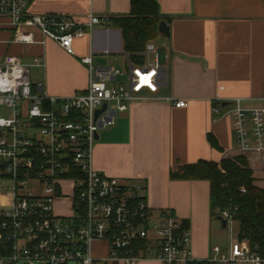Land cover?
<instances>
[{"label":"built area","instance_id":"built-area-1","mask_svg":"<svg viewBox=\"0 0 264 264\" xmlns=\"http://www.w3.org/2000/svg\"><path fill=\"white\" fill-rule=\"evenodd\" d=\"M28 3L0 0V14L12 18L13 41L36 43L37 30L41 43L50 38L71 55L76 39L110 20L92 12L85 20L32 14ZM108 55L106 50L80 57L88 86L67 96H51L32 82L31 68L45 67L40 57L31 63L15 55L0 57V105L11 109L10 117L0 116V182L11 183L14 195L9 208H0V264H264V240L246 235L237 205L219 211L229 232L228 248L214 245L212 254L198 257L183 220L168 210L151 212L140 179L124 182L95 167L101 129L134 102L168 100L160 93L168 74L154 40L146 43L142 60L128 58L124 70L109 64ZM224 89L217 87L214 113ZM230 103L235 142L228 158L264 159V96L255 106L244 105L240 97ZM175 106L186 107L188 100L178 99ZM239 190L245 193L246 187ZM96 243L103 253L94 251Z\"/></svg>","mask_w":264,"mask_h":264},{"label":"crops","instance_id":"crops-1","mask_svg":"<svg viewBox=\"0 0 264 264\" xmlns=\"http://www.w3.org/2000/svg\"><path fill=\"white\" fill-rule=\"evenodd\" d=\"M28 1L32 14L57 13L79 20H85L90 12L101 17L131 12V0ZM157 1L170 26L169 37L160 34L154 40L162 48L161 60L168 74L160 93L168 100L134 102L113 125L101 129L94 147V165L124 182L140 179L154 216L168 210L183 220L191 231L193 253L205 257L212 254L214 245L223 250L229 245L220 208L211 204V183L207 179H173L171 173L201 160L227 159L235 142L231 99L240 97L244 105L255 106L264 96V0ZM34 32L36 43L14 42L12 18L0 14V57L15 55L25 63L34 57L44 60L37 80L51 96L86 90L89 73L80 57L92 51H109L108 63V58L113 62L123 58L126 66L130 59L121 29L111 22L97 26L91 36L76 39L75 55L50 38L41 43L43 35ZM219 84L225 86L223 101L214 113ZM178 99L188 100V106L176 107ZM250 161L255 184L264 189L259 162ZM222 228L226 230L223 242L218 236Z\"/></svg>","mask_w":264,"mask_h":264},{"label":"trees","instance_id":"trees-1","mask_svg":"<svg viewBox=\"0 0 264 264\" xmlns=\"http://www.w3.org/2000/svg\"><path fill=\"white\" fill-rule=\"evenodd\" d=\"M161 20L164 19L157 0H131L130 14L110 17L109 22L121 29L125 53L131 60L140 62L146 43L160 36L158 26ZM240 162L246 165L245 159ZM252 175L251 169L241 168L229 158L221 162L201 160L195 164L180 166L171 173L173 179L209 180L213 208L237 205V217L246 235L250 234L252 239L262 242L264 189L254 183ZM242 186L246 187L245 194L239 190Z\"/></svg>","mask_w":264,"mask_h":264},{"label":"rangeland","instance_id":"rangeland-1","mask_svg":"<svg viewBox=\"0 0 264 264\" xmlns=\"http://www.w3.org/2000/svg\"><path fill=\"white\" fill-rule=\"evenodd\" d=\"M108 60H109V63H112V64L114 63L116 66H118L122 70L125 69V64H124L123 58H121V60L117 61V62H113L112 59H110V58H108ZM40 73H41V69H39V67L31 68V78L33 79L34 84L39 83L37 78L40 75ZM123 78L126 79L127 76L119 77L118 81H121ZM0 116L10 117L11 116V109H9L3 105H0ZM229 159H231V158H229ZM242 159H245L246 165H243V163L240 162ZM231 160H233V163L237 164L241 168L251 169L252 174H253L252 161H250L251 160L250 157H246V156H242V155H236L235 158L231 159ZM256 161L259 162L258 166L260 167L262 173H264V159H258ZM252 177L254 178L253 175H252ZM0 183L3 186V189H0V208H3V207L9 208L12 205L13 197H14L13 191L11 189V183H9V182L8 183L7 182H0ZM254 183H256L255 178H254ZM243 187H245V186H243ZM243 194H245V193H243ZM222 229H223V232H221L218 235L221 242H223L226 239V230H225V228H222ZM100 247H101V244L96 243V244H94L93 249H94V251H96L98 253H103V251L100 249Z\"/></svg>","mask_w":264,"mask_h":264},{"label":"water","instance_id":"water-1","mask_svg":"<svg viewBox=\"0 0 264 264\" xmlns=\"http://www.w3.org/2000/svg\"><path fill=\"white\" fill-rule=\"evenodd\" d=\"M158 32L159 34L163 35V36H166V37H169L170 36V26L169 24L165 21V20H161L160 23H159V26H158ZM99 62H101L102 64L105 63V59L103 58H98L97 59ZM106 107V105H104V108ZM101 112V109L98 110L96 112V114L98 115L99 113ZM99 137V134H96V138L98 139ZM222 225L225 227L226 226V222L225 220H222Z\"/></svg>","mask_w":264,"mask_h":264}]
</instances>
